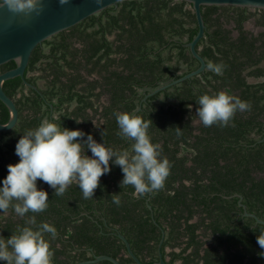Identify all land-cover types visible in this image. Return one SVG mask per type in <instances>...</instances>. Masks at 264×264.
Returning a JSON list of instances; mask_svg holds the SVG:
<instances>
[{
    "label": "trees",
    "instance_id": "obj_1",
    "mask_svg": "<svg viewBox=\"0 0 264 264\" xmlns=\"http://www.w3.org/2000/svg\"><path fill=\"white\" fill-rule=\"evenodd\" d=\"M202 13L206 29L197 49L207 64L225 66L221 75L205 70L144 100L155 88L199 66L188 45L199 30L198 20L187 1L124 0L34 49L25 75L40 72L27 79L36 85L43 78L44 95L20 76L4 82L19 119L13 129L0 132V187L8 165L20 162L18 141L44 119L82 130L84 140L90 134L98 143L131 153L134 141L117 135L114 113H135L153 121L152 142L161 145V158L167 157L172 167L165 187L146 196L136 195L132 186L121 187L124 174L112 162L92 199H84L76 183L56 196L55 189L38 180V189L49 194L47 210L24 218L12 208L0 212V237L8 239L23 227L36 230L47 222L57 229L55 239L44 234L54 251L52 264L92 259L90 247L95 255H111L124 263L119 232L136 254L146 248L154 251L166 232L162 250L173 249L171 263L264 264V249L257 243L264 224L245 215L249 211L264 219V80L249 79L264 78V31L254 36L243 29L256 16L248 8L205 5ZM231 21L239 30L236 37L235 28L227 27ZM257 23L264 25V9ZM14 67V60L2 64L0 74ZM220 91L249 102L251 110L237 112L227 127L195 123L199 97ZM9 119L10 110L0 100V122ZM86 154L92 156L88 149ZM113 194L119 196V206ZM32 216L35 225L26 223Z\"/></svg>",
    "mask_w": 264,
    "mask_h": 264
},
{
    "label": "clouds",
    "instance_id": "obj_2",
    "mask_svg": "<svg viewBox=\"0 0 264 264\" xmlns=\"http://www.w3.org/2000/svg\"><path fill=\"white\" fill-rule=\"evenodd\" d=\"M59 2L63 5L68 0ZM0 8H7L14 16H40L45 5L43 0H0ZM224 68L222 63L209 62L206 70L221 75ZM197 104L196 115L204 127H227L237 112L250 111L252 107L249 102L226 91L204 94ZM114 115L119 127L117 135L134 141L131 153L115 150L105 142L98 143L90 134L84 140L86 134L82 130L61 128L48 119H44L37 128L27 130L16 145L20 162L8 165L9 174L0 187V212L6 213L12 208L18 217L24 218L29 212L38 214L46 211L49 194L38 189V180L55 189L56 196H63L69 186L76 183L83 198L92 199L101 177L111 172L110 162L122 169L121 187L132 186L138 196L162 190L172 165L167 157L161 158V145L152 142L149 128L153 121H146L135 113L115 112ZM176 131L181 134V128L176 127ZM86 149L91 151V157L86 154ZM112 196L113 203L119 206V196ZM26 223L35 225V216ZM45 233L55 239L57 229L43 222L36 230L26 226L8 239L0 237V261L7 264H52L54 251L45 239ZM257 243L264 249V232L258 235Z\"/></svg>",
    "mask_w": 264,
    "mask_h": 264
},
{
    "label": "water",
    "instance_id": "obj_3",
    "mask_svg": "<svg viewBox=\"0 0 264 264\" xmlns=\"http://www.w3.org/2000/svg\"><path fill=\"white\" fill-rule=\"evenodd\" d=\"M120 1L124 0H68L66 4L61 5L59 0H43L45 10L40 16L13 15L7 8H0V65L11 60L16 62V67L4 71L0 74V100L9 108L10 119L7 123L0 122V132L13 129L19 119V109L15 100L10 97L3 88L4 82L8 79L20 76L28 85L36 86L27 82L25 73L30 63L34 49L52 36L69 29L80 23L87 17L97 14L102 10L117 6ZM192 4L193 10L198 20L199 30L193 40L189 42L192 55L199 61V66L193 71L183 75L178 79L160 85L144 97L146 100L174 84L195 75H200L206 70L207 63L205 58L199 53L197 44L203 38L206 24L204 21L202 6L205 5H230L242 7H257L264 9V0H180ZM242 198V196H240ZM247 216L254 217L258 223L264 224V219L254 213L245 212ZM119 237L125 242L130 255L138 264L139 258L131 248V245L125 235L119 233ZM102 260H109L114 264H122L117 258L111 255H95L93 259L78 262L77 264H93ZM152 264H170L163 258Z\"/></svg>",
    "mask_w": 264,
    "mask_h": 264
},
{
    "label": "flooded vegetation",
    "instance_id": "obj_4",
    "mask_svg": "<svg viewBox=\"0 0 264 264\" xmlns=\"http://www.w3.org/2000/svg\"><path fill=\"white\" fill-rule=\"evenodd\" d=\"M238 7H242V6H238ZM244 8H248V10L252 13H255L256 16H252L251 18H249V20L245 21L243 23V29L244 30H247L249 31L250 33H252L254 36H259L261 32L264 31V25H259L257 23V17H258V13H260L263 9L261 8H257V7H244ZM249 23H252L254 26L253 27H249L248 24ZM227 27L231 28V29H234L235 28V22L231 21L229 24H227ZM239 35V30L238 29H234L233 30V36H237ZM34 72H37L36 71H30L27 73V75H25V78L27 80L28 83L36 86L35 89H38L42 94H43V89L44 87L40 86L39 83H38V80H37V84H33L32 82H29L27 78H30L32 76H35V75H31L30 73H34ZM251 82H259V81H263L264 78H260V79H255V78H249ZM28 86V84H27ZM29 87V86H28ZM31 87V86H30ZM44 95V94H43ZM24 113H27L29 114L30 116L33 115V113L31 111H24ZM18 123V122H17ZM17 125V124H16ZM243 198V197H242ZM241 198V199H242ZM246 212V211H245ZM249 212V211H248ZM9 213L8 211L6 212V214ZM250 213H253V212H250ZM255 214V213H254ZM246 215V214H245ZM257 215V214H256ZM258 216V215H257ZM198 220V217H196L195 219H192V222L194 221H197ZM116 233L118 234L119 230L118 228H114ZM120 233V232H119ZM166 232H163V235H162V238L160 240V243L159 245H157V248L154 249V251L150 252V249L149 248H146L144 251L140 252L139 254H136V256L139 258L140 262H142L143 264H152L154 262H158L161 260V258H163L164 260H166L167 262H169L170 264H182V259H178L177 261H175L174 263H171V256L169 255V253L173 250L171 247L167 246L166 249H165V252H163L162 250V245H163V242L166 238V235H165ZM122 234V233H121ZM124 235V234H123ZM127 238V237H126ZM128 239V238H127ZM129 241V240H128ZM125 243V242H124ZM130 243V241H129ZM131 245V243H130ZM208 245H204V247H206ZM132 248V246H131ZM133 250V248H132ZM175 250H178V248H175ZM90 251L91 253H89V255H93L95 257V254H93L92 252H94L93 248L90 247ZM134 251V250H133ZM191 251V249H188V251L186 253H189ZM203 253V252H202ZM97 255V254H96ZM107 255V254H106ZM119 256H124V258L126 259L125 262L123 263L119 258H117L122 264H138L134 258L130 255L127 247H126V244H125V248L123 250H121V253L119 254ZM93 257V258H94ZM92 258V259H93ZM116 258V257H115ZM104 261V260H102ZM101 262V261H99ZM99 262H96V263H93V264H99ZM203 260L199 261L197 264H203Z\"/></svg>",
    "mask_w": 264,
    "mask_h": 264
},
{
    "label": "rangeland",
    "instance_id": "obj_5",
    "mask_svg": "<svg viewBox=\"0 0 264 264\" xmlns=\"http://www.w3.org/2000/svg\"><path fill=\"white\" fill-rule=\"evenodd\" d=\"M248 26H249V27H253L254 25H253L252 23H249ZM46 48H47V47H46ZM30 74H31V75H39L40 72H34V73H30ZM38 83H39L40 86L45 87V80H44L43 78L38 79ZM198 122H200L199 118H197V119L195 120V123H198Z\"/></svg>",
    "mask_w": 264,
    "mask_h": 264
}]
</instances>
